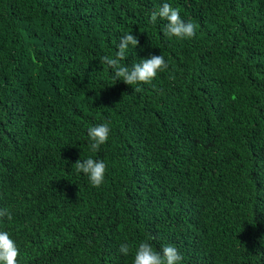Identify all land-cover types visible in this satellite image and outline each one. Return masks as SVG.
I'll return each mask as SVG.
<instances>
[{"label": "trees", "instance_id": "1", "mask_svg": "<svg viewBox=\"0 0 264 264\" xmlns=\"http://www.w3.org/2000/svg\"><path fill=\"white\" fill-rule=\"evenodd\" d=\"M163 3L193 38L150 22ZM131 33L123 66L167 64L139 92L100 63ZM89 157L100 187L75 169ZM3 210L17 264H133L142 242L180 264H264V0H0Z\"/></svg>", "mask_w": 264, "mask_h": 264}, {"label": "clouds", "instance_id": "2", "mask_svg": "<svg viewBox=\"0 0 264 264\" xmlns=\"http://www.w3.org/2000/svg\"><path fill=\"white\" fill-rule=\"evenodd\" d=\"M167 21L163 32L164 35L179 39H191L195 36L196 26L192 22H185L181 19L180 10L173 8L168 3H163L158 11H153L150 16V22L155 25L157 19ZM139 39L137 36L125 34L120 38L117 45L116 56L101 57L100 63L106 65L112 71L113 78L123 81L126 85L136 86L135 92L141 91L139 85L150 84L157 76L158 72L167 69L164 57L160 54L151 55L148 58L140 60L139 63L133 64L131 68L123 66L120 62L126 57L129 46L137 47ZM110 126L107 122L91 126L88 129V138L90 141L89 148L95 153L98 152L102 145L106 144L109 139ZM77 173H83L88 177L92 187H100L104 182L106 164L103 160H95L91 157L75 162ZM7 217L11 220V214L7 210L0 211V218ZM154 239V238H153ZM118 251L127 256L129 246L124 243L119 246ZM19 249L13 239L10 238L6 231H0V264H17ZM183 257L179 254L177 248L172 245H165L160 251L148 242H142L136 249L133 264H180Z\"/></svg>", "mask_w": 264, "mask_h": 264}]
</instances>
